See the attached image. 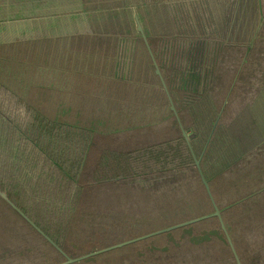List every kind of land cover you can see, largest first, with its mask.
Returning a JSON list of instances; mask_svg holds the SVG:
<instances>
[{"label":"flooded vegetation","instance_id":"af4514ba","mask_svg":"<svg viewBox=\"0 0 264 264\" xmlns=\"http://www.w3.org/2000/svg\"><path fill=\"white\" fill-rule=\"evenodd\" d=\"M138 3L146 9L135 11L133 17L127 15L124 20L116 17H103L101 21L95 20V30L105 31L111 34L113 39H96L94 43H90L89 38L76 37L72 39L75 42L70 49L66 48V41L59 40L63 42L56 44V40H53V42L46 41L47 43L44 49L36 46L27 50L16 51L13 58V60H16V64L8 71L12 73L13 78L11 81H5L3 79L2 82L17 91L23 99L14 94L20 100L26 101L29 104L32 103L34 106L36 105L35 107L40 114L41 110L46 111L45 107L50 110L57 109V104L54 101L53 104L46 102L50 98L52 100L57 97L65 98L71 104L68 106V109H75L77 113L73 110V115L77 117V120L85 119L84 123L91 121L88 119L91 118L93 110H98L103 105L97 102L99 97L106 95L115 97L112 101H126L127 105L132 108L133 113L138 110H142L143 112L149 111L155 118H158L157 127H150L144 130V134L134 135V138L143 137V143L156 142L157 136L161 132L172 133L178 129L184 138V144L190 151L195 167L199 172L190 146L183 135L184 128L190 137V143L196 157L201 159L200 166L210 185L215 201L221 210L222 219L227 227L237 255L241 263L244 264L246 261L242 259V255H245V250L241 251L239 249L236 239L241 241L244 240L243 237L245 236L240 237V233L242 234L240 228H236V234L233 233L232 226H230L225 216V211L220 207L218 199L214 194V190L217 188L228 191L231 188L230 183L235 182L233 186L236 188L232 194L236 193L239 201L249 197L256 198L245 202L247 210L251 212V216L256 221L260 220V224L264 222V206L260 202L264 199V151H260L264 148V82L258 87L259 91L256 97L253 98V104L250 105L251 112L249 115L252 121L250 119L246 121L242 114H240L237 116L239 122L235 128L223 122L219 123L222 118V110L230 103V98L233 96L235 89L240 100L243 99L244 96L240 93L238 94V86L239 84L241 85V92H245L246 87L245 82L239 80V76L243 66L251 61V56L255 54L254 50L256 45L252 51L247 52V44L251 43V40L246 41L250 39L249 33L251 32L248 30L247 34L243 33V26L239 22V20L242 22L244 19L243 3L235 7V1L233 0H187V4L185 0H173L175 14L172 17L169 16L167 11L168 2L163 3L161 0H142V2L140 0H116L113 4L125 8L126 6L137 5ZM218 4L220 5L219 8ZM85 5L89 13H95V8L89 7L87 2ZM193 7L194 14H191V8ZM135 15H139L147 36L148 34L150 35L148 41L151 43L150 46L159 65L162 78L167 86V91L163 86L162 78L156 73L152 56L145 49H140L139 47L133 49V47L127 46L124 49L125 52L136 50L131 58L124 59L125 64L130 62L129 70H127L126 75H122V73L120 75L119 70H117L118 61L115 69L118 43L116 38H118V33H122V37L123 35L134 37V34H137L138 38L141 37L136 27ZM131 18H133V31L128 30L131 27ZM216 20H218V24H216L218 27L213 25ZM224 23H228L227 27L229 26V35L227 38L226 31L223 30ZM236 24H239L241 34L238 35V29H236L235 40L230 29ZM116 25H121L122 30L110 29ZM193 33H196L197 36L195 37ZM178 36L183 38L186 45L183 52L174 50L175 40ZM204 38H207L208 42L199 41ZM164 41L171 43L169 49L164 48ZM49 47L50 50L47 53L46 49ZM1 50L0 55H3ZM175 54L185 57L183 63L178 62ZM39 56L40 58H37ZM24 58L32 61L29 67L27 66L29 63L21 62ZM101 63L104 64L102 67L99 66ZM100 74L103 76V80L98 85L95 83L94 78ZM20 77L23 78L21 79ZM2 78H0V81ZM46 82H50V88L45 87L44 84ZM60 82L74 84L77 87L70 86L69 89H62ZM97 87H100L106 94L95 96V89ZM51 90L53 91L52 93H50ZM70 90H73L72 93L69 92ZM221 93L225 94V101L222 107H218ZM78 105H87L89 107V112L86 116L78 111ZM59 106L60 108L66 107L61 102ZM217 110L218 112L216 113ZM66 111L71 115L68 110ZM252 124L256 132L255 139L245 142L240 131L250 136L253 133ZM83 129L89 132L91 127H85L84 125ZM232 135L239 137H231L228 139ZM124 139L126 138L113 136L112 140L115 143L121 144L127 140L124 141ZM224 144H227L226 148L235 151L230 164L226 163L224 167L227 169L231 166L238 165V170L233 172L238 177L227 180L225 185L224 182L220 184L217 182L213 183L210 179L213 175L222 171V167H220V163L216 157L221 156ZM154 145H158V143ZM249 151L255 153L252 154V157H259L251 167L246 163L247 160L252 159L248 155ZM117 152L118 155L113 159L101 162V167L95 170L96 176L112 173L122 175L123 172L131 174L134 165L141 164L140 167H142L143 164L147 163L145 159H134L130 158V156L129 158H125L120 154L122 152ZM190 163L191 160L185 164L188 165ZM86 168H84L85 173L88 168L92 170L93 165L89 164ZM104 179L106 177H100L98 180L101 181L95 183L105 184L109 182ZM200 180L205 186L201 175ZM116 184L118 183L115 182L111 187H114ZM78 185L83 187L81 184ZM123 186L124 188L120 187L116 190L110 189L112 193L109 194L116 197V192L118 191L121 192L124 190L130 192L131 188L129 186H126V184ZM87 189L88 187H85L83 192ZM258 193L259 195H257ZM104 195L107 194H98L93 197L100 199ZM210 201L213 207L211 211L205 210L203 214L196 213L194 215L197 216L189 219L213 212L214 205L211 198ZM196 205L197 202H195ZM214 217L218 219L220 229L225 234L235 264H238L233 248L218 216L204 218L191 224L201 223ZM184 221L186 220L161 227L157 230H162ZM191 224L176 227L171 230L183 228ZM157 230H152L151 232ZM261 231L257 230L254 232L252 230L248 233L250 235L249 238H252ZM244 233H247L246 230H244Z\"/></svg>","mask_w":264,"mask_h":264},{"label":"rangeland","instance_id":"374dc122","mask_svg":"<svg viewBox=\"0 0 264 264\" xmlns=\"http://www.w3.org/2000/svg\"><path fill=\"white\" fill-rule=\"evenodd\" d=\"M84 1L88 3L89 7L95 8L96 11L91 13V17L98 21L103 17H116L124 20L127 15L133 17L135 11L140 8V5L126 6L125 8L119 7L113 4L116 0ZM185 1L187 4V0ZM193 10L194 7L191 8V14H194ZM130 21L131 27L128 30L133 31V18ZM227 24L224 23L223 27V30L226 31V38L229 35V26L227 27ZM80 28L83 31L90 29L89 23L85 22L84 25H80ZM110 29L121 31L122 26L116 25ZM236 29H238V35H240L239 24L230 29L235 40ZM12 31L23 32L24 29L13 28ZM10 33L11 30H8L6 36L9 37ZM134 35L137 37V34ZM193 35L197 36L196 33H193ZM189 40L191 39L189 38ZM199 41L208 42V39L204 38ZM164 44V48L169 49L171 43L164 41ZM185 46L183 38L178 36L175 40L174 50L183 52ZM129 47H132V42ZM254 52L255 54L251 56V61L243 66L239 76V80L245 82L246 91L241 92V85L239 84L238 94L240 93L244 97L240 100L236 89L234 90L230 103L222 110V118L219 123L223 122L235 128L239 122L237 116L240 114L246 121L249 119L252 121L249 115L251 112L250 105L253 104V98L256 97L259 91L258 87L264 82V36L263 39L256 42ZM133 53L134 50L129 52L122 50L119 54L120 75L121 73L124 74L125 70H129L130 62L125 64L124 59L131 58ZM176 59H178L179 63H183L185 57L176 55ZM28 63L29 65L27 66L29 67L31 62ZM103 65L101 63L99 66L102 67ZM94 80L99 85L103 80V76L100 74ZM110 84L112 85V83ZM72 91L70 90L69 92L72 93ZM5 92L4 89H0V125L3 121L1 117L4 114L12 117L16 113L17 103L13 105L10 97ZM105 94L106 92L101 90L100 87L95 89V96ZM224 96L225 94H220L218 107L224 105ZM14 98L18 103L23 102L16 96ZM5 103L9 104L7 108ZM77 109L85 116L89 112L87 105H78ZM68 112L72 114L73 110L69 108ZM147 114L153 116L149 111ZM40 117L38 119H42L43 116L40 115ZM20 120L24 126L27 125L28 116L25 112L20 114ZM79 121L84 123L85 119ZM133 129L134 134H136L138 131L135 130L140 129V127L134 126ZM252 129L253 133L250 136L240 131L245 142L255 139L256 132L253 124ZM13 135L15 134H12V129L8 126H5L3 132L0 133V172L4 169V161L8 160L6 148L14 149V144L12 145L7 140L9 136ZM231 137L238 138L239 136L232 135L228 139ZM184 142V138L178 129L172 133L161 132L157 136L156 142L144 143V146L155 143L160 144V146L168 144L166 148L176 151V156L171 158V160L167 161L164 159L161 153L160 157L153 158L149 163L143 164L142 167H140L141 164L134 165L131 174L123 172L122 175L112 173L91 177L89 174H81L78 176V182L83 185L82 188L88 187V189L81 193V196L74 197L69 215L65 214L62 209V213L57 212L49 216L51 220L46 218L45 225H43L46 231H44L49 236L51 234L53 237H50L69 256L77 257L141 236L152 230L187 220L197 216L194 215L196 213L203 214L205 210L211 211L213 207L205 186L200 180L193 157L191 156L190 164L185 165L186 162L183 163L188 160L185 155L182 156L180 153ZM184 146L186 145L184 144ZM226 146L227 144H224L221 156L216 157L220 167H222V171L210 178L213 183L217 182L220 184L224 182L225 185L227 180L238 177L233 173L238 170V165L227 169L224 167L226 163L230 164L235 153L233 149H228ZM137 150L139 149L131 151L132 157L136 156ZM164 150L162 149V152ZM260 151H264V148ZM252 154L255 153L252 151L248 152L252 159L246 161L250 167L259 158L258 156L252 157ZM128 157L129 152H127ZM94 168L95 166H93L92 171H94ZM88 170L90 169L88 168ZM100 177H106L104 180L109 182L105 183V185L103 183L97 184L98 181L95 183L92 180V178L98 180ZM6 178H9V176L4 178L3 174L0 173V189L6 190L9 197L13 198L21 208L23 207L22 209H25L24 211L30 217L34 218L33 215H37V213H34V205L30 204V208L27 210L19 191L15 189L11 192L9 185L5 182ZM115 182L118 184L111 187ZM126 182V186L131 188L130 192L118 191L116 192V197L109 194L112 193L110 189L124 188L123 185ZM230 186L231 188L228 191L217 188L214 190V194L220 207L225 211V216L230 226H232L233 233L236 234V228H240L242 231L240 237L245 236L243 237L244 240L239 241L236 239L239 249L241 251L245 250V255H242V259L246 261L244 264H264V222L260 224V220L256 221L251 216V212L247 210L245 203L256 198L249 197L239 201L238 195L236 193L232 194L236 187ZM98 194L107 195L102 196L100 199H95L93 196ZM195 202H197L196 206ZM260 202L264 206V199ZM55 207L56 205L53 208L46 205L39 209V214L46 216ZM244 230L247 233H244ZM252 230L254 232L257 230L262 231L249 238L250 235L248 233ZM64 261H66V257L59 249L0 196V264H61ZM66 264H235V260L225 234L220 229L218 219L214 217L201 223L153 235L122 247Z\"/></svg>","mask_w":264,"mask_h":264},{"label":"trees","instance_id":"16d2710c","mask_svg":"<svg viewBox=\"0 0 264 264\" xmlns=\"http://www.w3.org/2000/svg\"><path fill=\"white\" fill-rule=\"evenodd\" d=\"M70 1H75L73 2L75 4L78 2V0ZM140 1L142 2V0ZM137 5H140L138 10L146 9L141 6L140 3ZM243 6L244 19L242 22L239 20V22L243 26V33L247 34L248 30L251 32L249 33L250 39L247 38L248 40L246 41L248 42L251 40V43L247 44V52H250L255 47L256 42L263 39L264 34L262 31H264V23L262 22L260 25L257 24L259 10L255 4V0H244ZM6 9H12V6L6 7ZM20 9L22 16L31 14L27 3L21 5ZM59 9V7L53 8L54 11ZM69 9L74 10L76 7ZM77 9H82V6H77ZM231 24L233 25L232 22ZM148 37H150L149 34ZM53 40H56V44L58 42H63L59 41L62 40L60 38L47 39L46 37H30L26 39H23V37H12L0 41V49H2L1 51L3 53V55H0V78L3 77L0 81V89L6 91L5 93L10 97L13 105L17 103L16 113L12 115V117L7 114L1 117L3 121L0 125V133L3 132L5 126H8L9 128L11 127L12 134L15 135L9 136L7 139L12 145L14 144V149H10L9 147L6 148L8 160L4 161V169L0 173L3 174L4 178L5 176H9V178L5 179L6 184L9 185L11 192L15 189L19 191L20 197L27 210L30 208V204L35 205L34 213H37V215H33L34 218H31L45 231V226H43L45 225L44 222L46 218L51 220L49 216L53 213H62V209L65 214L69 215L71 213V206L74 202L73 190L80 189V186L76 184V178L82 167L84 154L86 153L84 152L86 147V145L84 146V129H81V134H79L75 128L60 123L59 125L46 124L43 117L42 119H38L41 118V114L38 113V109L35 107L36 105L34 106L32 103L29 104L26 101L18 103L14 97L17 95L22 98V96L2 81L3 79L11 81L13 78L12 73L8 71L16 64V60H13L16 51L27 50L36 46L44 49L47 43L46 41L53 42ZM64 41L67 42L65 45L68 49H70L75 42L73 40ZM89 42L92 43L91 40H89ZM131 42L133 49L139 47L148 52L142 37H128L125 35L121 38L120 44L117 43V49L119 46V54L122 50L126 49ZM49 50L50 47L46 49L47 53ZM134 52H136V50H134ZM119 54L116 56L118 61L117 70H119L120 64ZM40 56L37 58H40ZM21 62L28 63L32 61L24 58ZM20 78L22 79L23 77ZM8 106L9 104L5 103V107L7 108ZM22 112H25L28 116L26 126H24L20 120V114ZM56 125L59 127L57 128ZM167 145L168 144L162 146H160V144L149 145L147 148L137 150L135 157L129 156L134 159H145L147 163H149L153 158L160 157L162 153L161 156L169 161L176 156V151L169 150L170 148H166ZM78 146L81 148H77ZM162 149L165 150L162 152ZM112 153L114 157H116V152ZM180 153L182 156L185 155L188 158V160L183 163L191 160V153L183 143ZM122 156L127 158V154H123ZM233 183L235 182H231L230 185H233ZM35 200L49 205L52 208L55 205L56 207L46 216L40 215L39 209H42V203L40 204ZM50 236L53 237L51 234Z\"/></svg>","mask_w":264,"mask_h":264},{"label":"crops","instance_id":"0c3cea01","mask_svg":"<svg viewBox=\"0 0 264 264\" xmlns=\"http://www.w3.org/2000/svg\"><path fill=\"white\" fill-rule=\"evenodd\" d=\"M10 2L6 3V0H0V27L5 26L7 22H20L21 19V3L20 0H9ZM75 1L70 0H28V6L30 8V18L28 21L29 30H25L23 32H15L13 36L15 37H46L47 39H54L60 38L62 40H71L76 37H83L89 38L92 43L95 42L96 39H113L111 34L105 31H96L94 27V21L91 17V13L86 10V2L84 0H78L75 4ZM12 6V9H9L8 12L6 11V7ZM77 6H82V9H77ZM54 7H59V10L54 11ZM76 7V9H69ZM101 21V20H99ZM89 23L90 29L82 30L80 25H84V23ZM13 32V31H12ZM11 32V34H12ZM122 33H118L116 40L118 44L121 42ZM12 36V37H13ZM125 36V35H123ZM5 39V34L3 30H0V41ZM119 54V46L118 49L116 48V56ZM117 64V58L115 60V69ZM118 67V66H117ZM62 89H69L70 86L77 87L74 84H70L67 82H60ZM46 88H50V82H46ZM53 91L51 90L50 93ZM49 93V92H48ZM47 93V94H48ZM115 97L111 95H106L103 97H99L97 102L103 104L101 105L100 109H94L92 112V116L89 122L82 123L81 121L77 120V117L74 112L69 115L66 110H68V106L71 104L70 101L57 97L54 100L50 98L47 100V103H54L57 104L56 110H50L45 107L46 111L41 110V115L43 116L44 121L46 124H63L68 127L75 128L79 134H81V129L83 126L91 127L90 131L84 130V146L86 152L84 154V160L82 163V167L80 168L77 178L76 184L78 182V176L81 174H89L91 176L96 175V169L101 167L102 161H108L114 158L112 152H122L120 154H127L131 155V151L134 149H143L144 147V139L141 138H134V135H141L144 134V130L149 129L150 127H157L158 118L155 116H149V114H144L142 110H138L133 113L132 108L127 105L126 101L123 102H116L112 101ZM63 103V106L66 105L65 108H60L59 103ZM119 107V108H118ZM118 108V109H117ZM76 113L77 111L73 109ZM60 111L59 113H57ZM147 112V111H146ZM40 113V112H39ZM145 120V121H144ZM56 125V126H57ZM134 126L140 127L135 131L138 133L134 134ZM59 126H57L58 128ZM113 136H121L125 142L118 144L113 142ZM144 146V147H143ZM81 148V147H77ZM115 154V153H114ZM92 164L95 166L94 171L87 170L86 173L84 172V168ZM131 164V163H130ZM93 174V175H91ZM94 182L98 183L101 180H97L96 178H92ZM120 182H122L120 180ZM81 184V183H80ZM127 185V182L125 183ZM130 185V184H128ZM79 186V185H78ZM84 188L80 186L79 190H73V197L81 196ZM40 204L42 202L35 200ZM34 205V204H33ZM35 206V205H34ZM42 208L46 206L42 203ZM25 210V209H23ZM26 212V211H25ZM40 212V211H39ZM27 213V212H26ZM28 214V213H27Z\"/></svg>","mask_w":264,"mask_h":264},{"label":"water","instance_id":"95a60500","mask_svg":"<svg viewBox=\"0 0 264 264\" xmlns=\"http://www.w3.org/2000/svg\"><path fill=\"white\" fill-rule=\"evenodd\" d=\"M161 1L163 3L164 2H168L167 11L169 13V16L170 17L174 16V14H175V11H174L175 4L173 3V0H161ZM223 1H226V0H223ZM230 1H232V0H230ZM233 1H235V4H234L235 7L237 5H239L240 3L244 2V0H233ZM8 2H10V1L6 0V3H8ZM54 2H56V0H54ZM20 3H21V5L26 4V3H28V0H20ZM255 4H256V6H257V8L259 10L257 24L260 25L262 22L264 23V17H263V15H264V0H255ZM219 7H220V5L218 4V8ZM8 10L9 9H7L6 11L8 12ZM20 11H21V9H20ZM29 18H30L29 16H22L21 17L22 20L20 22H14V23L13 22H7L5 24V26L0 27V30H3V32L5 34V39L6 38H8V39L12 38L13 34L15 33V32H12L13 28H23L24 31L25 30L26 31L29 30L28 22H23L24 20L28 21ZM135 20H136V23H137V26H136L137 30H138V32H140V35H141L143 41L146 44V47H147V49L149 51V54L152 56V59H153L154 65H155L156 73L158 75H160V77L162 78V75L160 73L159 65H158V63H157V61H156V59L154 57L152 48H151L150 43L148 41V36H147V34H146V32H145V30L143 28V25H142V23L140 21L139 15H135ZM216 24H218V20H216V22L213 23V25L215 27H218ZM8 30H11V32H12V34L10 33L9 37L6 36V32H8ZM262 33H263V31H262ZM13 37H15V36H13ZM26 38H30V37H27V36L23 37V39H26ZM126 73H127V70H125L123 75H125ZM162 82H163V86L166 88L165 90L167 91V86H166L163 78H162ZM183 135H184L185 139L187 140V142H188V144L190 146V149H191L192 154H193V156L195 158L196 164H197V166L199 168L200 175L202 176L203 182H204V184L206 186V189H207V191L209 193V196H210V198H211V200L213 202L214 211L210 212L209 214H206V215H202V216H199V217H196V218H193V219L186 220L184 222H181L179 224L173 225L171 227H168V228H165V229H162V230L153 231L151 233H148V234H145V235H142V236H139V237H135V238H132L130 240L123 241V242H119V243H117L115 245L104 247L102 249L95 250V251L89 252L87 254H83V255L77 256L76 258H73V257L69 256L60 246H58V244L34 220L31 219V217L17 204V202L13 198L9 197V195L7 194L6 190H1L0 189V196H2L3 199L6 200L19 214H21L36 230H38L47 240H49L54 246H56L65 255L67 260L65 262H63V264L76 262V261L88 258L90 256H93V255H96V254H99V253L114 249L116 247H120V246H123L125 244L131 243V242L143 239V238H147V237H150V236H153V235H156V234H160L162 232L169 231V230H171L173 228L180 227V226L187 225V224H191V223H194L195 221H198V220H201V219H204V218H208V217H212V216H218L219 217V219L221 221V224H222V227H223V229L225 230V232L227 234L228 240H229V242H230V244H231V246L233 248L234 254H235L236 258H237V263L238 264H242L240 259H239V257H238V255H237V252H236L235 247H234V245L232 243V240H231V238H230V236L228 234V230H227V227H226V225L224 223V220L222 219L221 210H220L219 206L217 205V203L215 201V198H214V195H213V193L211 191L210 185H209V183H208V181H207V179H206V177L204 175V172H203V170H202V168L200 166V160L201 159L196 157V154H195V152L193 150V147H192V145L190 143V137H189L187 131L184 128H183Z\"/></svg>","mask_w":264,"mask_h":264}]
</instances>
